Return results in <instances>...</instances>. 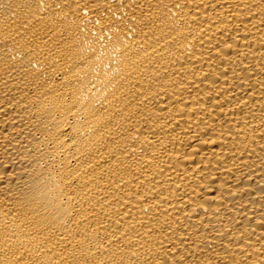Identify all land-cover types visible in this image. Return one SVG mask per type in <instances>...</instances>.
Masks as SVG:
<instances>
[{"label": "bare ground", "instance_id": "1", "mask_svg": "<svg viewBox=\"0 0 264 264\" xmlns=\"http://www.w3.org/2000/svg\"><path fill=\"white\" fill-rule=\"evenodd\" d=\"M0 264H264V0H0Z\"/></svg>", "mask_w": 264, "mask_h": 264}]
</instances>
